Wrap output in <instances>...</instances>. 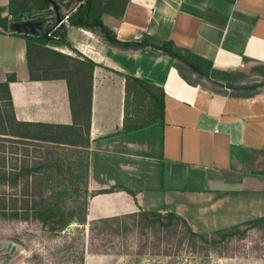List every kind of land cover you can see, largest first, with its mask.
<instances>
[{"label": "crops", "instance_id": "0c3cea01", "mask_svg": "<svg viewBox=\"0 0 264 264\" xmlns=\"http://www.w3.org/2000/svg\"><path fill=\"white\" fill-rule=\"evenodd\" d=\"M10 2L0 0V16L21 17L9 13ZM100 3L103 23L121 41L145 35L156 45L172 41L233 76L264 68V0ZM52 16V11L46 14ZM69 19L62 27L68 42L97 64L89 128L74 122L67 82L31 80L26 39L0 30V83L15 76L8 85L11 106L8 93L0 89V173L10 180L0 184V191L89 196L90 222L172 207L166 197L179 190L167 187L166 180L184 183L178 194L197 190L193 181L204 185L198 192L225 194L228 190L218 187L231 179L244 190L264 192V90L251 94L219 86L154 50H117ZM54 49L75 56L68 47ZM126 74L164 89L163 120L135 129L125 126ZM155 168L165 173L157 186L164 198L159 209L140 200L145 190L156 189Z\"/></svg>", "mask_w": 264, "mask_h": 264}, {"label": "trees", "instance_id": "16d2710c", "mask_svg": "<svg viewBox=\"0 0 264 264\" xmlns=\"http://www.w3.org/2000/svg\"><path fill=\"white\" fill-rule=\"evenodd\" d=\"M100 2L101 0H86L80 4L70 16L71 24L98 33L109 46L120 51L154 50L165 54L175 60L183 70H188L219 86H227L234 90H248L251 94L264 90V82L234 84L230 80L233 75L215 70L210 61L191 52L181 51L172 41L156 45L148 35L138 41L119 40L116 34L103 23ZM51 8L50 0H11L8 7L9 13L13 16L19 13H22V16H40L43 12H51ZM2 13L3 9L0 8V15ZM64 30L60 27L54 30L50 37L26 33L12 34L23 36L27 41V61L31 80H65L69 89L74 122L89 128L92 111L93 72L97 64L72 47ZM62 46L73 50L75 56L54 49ZM125 78V126L135 129L154 121L163 120L164 89L134 75L126 74ZM13 80H15V76L11 75L6 83H0V89L8 93L10 106L11 97L8 85ZM51 127L53 128V126ZM53 139L56 140V138ZM70 142L74 141L70 140ZM1 183L3 185L10 183L9 178L2 173H0ZM59 197H64V195L14 196L5 191L0 192V218L38 222L52 234H59L75 223L86 226V199L81 202L79 201L80 196H73V201L78 205L70 207L63 202L65 199ZM79 202L81 203L79 204ZM88 224L90 227L89 255H124L129 258H141L145 251L150 248L158 250L164 244L171 247L175 240L179 247L187 242L194 250L206 252L210 247L216 246L219 241L229 240L238 235L240 238H245L250 230L264 233V216L244 223V229L238 226L208 235L194 232L186 219L172 211L168 213L140 211L122 216L101 218ZM131 238H133V244L127 246L125 250H116L117 243L127 245V240ZM83 254L84 250L81 259ZM166 254H171V251Z\"/></svg>", "mask_w": 264, "mask_h": 264}, {"label": "rangeland", "instance_id": "374dc122", "mask_svg": "<svg viewBox=\"0 0 264 264\" xmlns=\"http://www.w3.org/2000/svg\"><path fill=\"white\" fill-rule=\"evenodd\" d=\"M50 1L51 11L55 13L52 3L54 2L62 17L67 14L71 16L78 8L77 0ZM230 80L236 85L262 83L264 82V68L254 69L249 75L233 76ZM162 172L156 168L153 170L152 177L159 179L154 185L156 189H154L155 191L145 190L146 194L140 198L147 207L159 209V203L161 199H164L163 193L157 192L160 189L157 186L161 177L162 180L165 178V173ZM261 172L264 175V164ZM165 182L167 187L171 185L178 187V193L184 184L179 180L176 184H170L167 180ZM207 182L206 185L211 188L214 182L212 180ZM237 182L238 180L231 179L229 186L227 183L219 185L218 188L228 191L225 194H218L212 191L198 192L197 190L200 188L198 186L204 185L196 184L193 181L191 186L197 190L181 194L171 192L166 197V201L171 203L172 207H164L160 212L172 211L179 214L198 234L212 235L216 231L238 226L244 229V223L264 216V192L244 190L241 183L236 185ZM261 185L263 186L259 183V186ZM192 191L195 192L191 193ZM59 198L65 199L63 202L70 207L78 205L73 201V196ZM84 199L88 203L90 198L84 195L79 197L81 202ZM89 222L87 220L86 226L75 223L59 234H52L38 222L0 218V264H264V233L255 230L248 231L245 238H240L238 235L229 240L219 241L216 246L210 247L206 252L194 250L187 242L179 247L175 240L171 247L164 244L158 250L150 248L141 258L132 256L129 258L124 255H89ZM6 241L18 243L22 245L23 249L13 248ZM126 243L128 244L119 245L117 243L116 250H125L127 246L133 244V238L128 239ZM83 250L84 254L81 259ZM170 251L171 254H166Z\"/></svg>", "mask_w": 264, "mask_h": 264}, {"label": "water", "instance_id": "95a60500", "mask_svg": "<svg viewBox=\"0 0 264 264\" xmlns=\"http://www.w3.org/2000/svg\"><path fill=\"white\" fill-rule=\"evenodd\" d=\"M55 7V16L50 18L46 17L45 13H41L40 16L35 15H24L18 18H9L0 16V30L7 33L17 34H32V35H44L51 36V33L57 27H67L64 22V17L60 14L59 8L56 3L52 2ZM55 19V22L51 25V21ZM51 20V21H50ZM7 244L11 245L16 249H23L22 245L13 241H6Z\"/></svg>", "mask_w": 264, "mask_h": 264}, {"label": "built area", "instance_id": "2783aa9c", "mask_svg": "<svg viewBox=\"0 0 264 264\" xmlns=\"http://www.w3.org/2000/svg\"><path fill=\"white\" fill-rule=\"evenodd\" d=\"M77 3H78V5L81 3V0H77ZM70 16H69V14H67L65 17H64V22H65V24L67 25L68 24V18H69Z\"/></svg>", "mask_w": 264, "mask_h": 264}]
</instances>
